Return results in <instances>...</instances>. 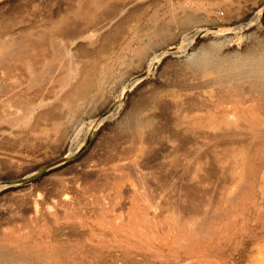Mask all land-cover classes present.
I'll return each instance as SVG.
<instances>
[{
	"label": "rangeland",
	"instance_id": "obj_1",
	"mask_svg": "<svg viewBox=\"0 0 264 264\" xmlns=\"http://www.w3.org/2000/svg\"><path fill=\"white\" fill-rule=\"evenodd\" d=\"M2 51L0 104L52 103L0 123V248L27 249L6 264H264V80L226 68L264 53V0H0Z\"/></svg>",
	"mask_w": 264,
	"mask_h": 264
},
{
	"label": "bare ground",
	"instance_id": "obj_2",
	"mask_svg": "<svg viewBox=\"0 0 264 264\" xmlns=\"http://www.w3.org/2000/svg\"><path fill=\"white\" fill-rule=\"evenodd\" d=\"M101 5H103V4H101ZM110 8H111V6H110ZM113 9V8H112ZM115 9V8H114ZM118 9V8H117ZM108 10V9H107ZM89 11V10H88ZM112 11V10H111ZM115 11V10H114ZM90 12V11H89ZM92 12V11H91ZM113 13V12H112ZM80 14V13H79ZM85 14V13H84ZM86 15V14H85ZM87 15H89V14H87ZM97 15V14H96ZM105 15V14H104ZM114 15V17H115V14H113ZM79 16V15H78ZM99 17V16H98ZM108 19H112V18H108ZM107 20V19H106ZM109 20V21H110ZM88 21V20H87ZM98 22V21H97ZM100 22V21H99ZM84 23V22H83ZM105 23H107V21L105 22ZM102 25H104V24H102ZM96 27H98V26H96ZM95 27V28H96ZM104 27V26H103ZM64 28V27H63ZM67 28V27H66ZM94 28V29H95ZM42 29V28H41ZM101 29H103V28H101ZM98 30V29H97ZM61 31V30H60ZM63 31V30H62ZM95 31L93 30V33H94ZM60 33V32H59ZM96 33V32H95ZM100 33V32H99ZM92 34V33H91ZM96 34H98V33H96ZM66 35V34H65ZM95 35V34H94ZM40 36V35H39ZM69 37V36H68ZM95 37V36H94ZM94 37L92 38V40L94 39ZM34 38V37H33ZM39 38H42V37H39ZM60 38V37H59ZM82 38V37H81ZM87 37L85 36L83 39L85 40ZM10 39V38H9ZM36 39V38H35ZM44 39V38H43ZM58 39V38H57ZM74 39V38H73ZM96 39V38H95ZM36 40H38L39 41V39H38V37H37V39ZM63 40V39H62ZM7 41V40H6ZM6 41H4V43L6 42ZM14 41V40H13ZM8 42H10L11 43V40H9ZM71 42V41H70ZM69 42V43H70ZM9 43V44H10ZM50 43H52V42H50ZM8 43L6 44V45H9ZM12 44V43H11ZM22 44V43H21ZM29 44V43H28ZM70 44H72V43H70ZM87 44H91V41L90 40H88L87 41ZM14 44H12V46H13ZM58 45V44H57ZM62 45V44H61ZM11 45H9V47H7L8 49L9 48H12V50L11 51H13V49H15V48H17V47H15V48H13L12 46L10 47ZM16 46V45H15ZM53 46V45H52ZM56 46V45H55ZM71 46V45H70ZM69 45L67 46V48H69L70 47ZM30 47V46H29ZM54 47V46H53ZM64 47V46H63ZM4 48H6V47H4ZM3 48V51L6 53V52H9V51H7V49H4ZM33 48V47H32ZM45 48V47H44ZM44 48H41V49H44ZM66 48V47H65ZM65 48H63V50H65L64 52H63V50L61 51V52H63L64 53V56H65V53L68 51L67 50V48L65 49ZM18 49V48H17ZM40 49V52L42 53V51L43 50H41ZM27 50V49H26ZM56 50H59V49H56ZM61 50V49H60ZM60 50H59V53H61L60 52ZM70 50V49H69ZM2 51V52H3ZM0 53V56H1V54L2 55H4L5 53ZM15 52V51H14ZM22 52V51H21ZM20 52V53H21ZM43 52H45V51H43ZM47 52V51H46ZM58 52V51H57ZM13 53V52H12ZM12 53H11V55H12ZM48 53V52H47ZM59 53H57L59 56H62L63 57V55H60ZM62 53V54H63ZM28 54V53H27ZM36 54V53H35ZM87 54V53H86ZM10 55V56H11ZM18 55V54H17ZM20 55V54H19ZM24 55V54H23ZM42 55H44V54H42ZM52 55V54H51ZM67 55V54H66ZM6 56H9V54L7 55V53H6ZM3 57H5V55L3 56ZM3 57L1 56V58L3 59ZM14 57V56H13ZM16 58H19V57H17V56H15ZM36 57V56H35ZM45 57V56H44ZM55 57V56H54ZM68 57H70V56H68ZM153 57V56H152ZM151 57V58H152ZM22 58H24V57H22ZM55 58H57V57H55ZM58 58H60L61 59V57H58ZM57 58V59H58ZM154 58V57H153ZM8 59V58H7ZM45 59H46V57H45ZM48 59V58H47ZM47 59L45 60L46 62H47ZM64 59H65V57H64ZM68 59H70V58H68ZM12 60V59H11ZM63 60V59H62ZM153 59H149L148 60V63L150 64L151 63V61H152ZM26 61V60H25ZM28 61V60H27ZM26 61V64H28V62ZM35 61V60H34ZM45 61H43L42 63H44ZM68 61V60H67ZM1 62V61H0ZM57 62V61H56ZM58 62H59V60H58ZM63 62V61H62ZM154 62V61H153ZM192 62L193 63H195V64H201V65H208V64H214L216 67H218V68H221V67H224L225 68V63H220L219 61H214V60H209V61H204V60H202L200 57H194L193 59H192ZM45 64V63H44ZM44 64H43V66H44ZM48 64V63H47ZM59 64H61V63H59ZM58 64V65H59ZM66 64H67V62H66ZM72 64V63H71ZM1 65V64H0ZM4 65H5V63H4ZM6 65H7V63H6ZM25 65V63H23V65L22 66H24ZM28 65H30V64H28ZM28 65H26L27 67H28ZM40 65H42V64H40ZM46 65V64H45ZM57 65V64H56ZM64 65V64H63ZM60 66V65H59ZM74 66V65H73ZM25 67V66H24ZM27 67H25L26 69H28V70H30L29 68H31L32 69V66L30 67L29 66V68H27ZM39 67V66H38ZM37 67V68H38ZM54 67V66H53ZM58 67V66H57ZM91 67H92V65H91ZM33 68L35 69L36 67L33 65ZM43 68V67H42ZM226 68L228 69V71H229V76L230 77H236V76H239V75H241V76H250V77H252V78H254V79H256V80H264V53H261V54H258V55H253V56H249V57H245V58H240V57H238V58H232L231 60H229L228 62H226ZM11 69V68H10ZM33 69V70H34ZM48 69V68H47ZM57 69V68H56ZM65 69V68H64ZM67 69V68H66ZM9 70V69H8ZM27 70V71H28ZM37 70V69H36ZM44 70V72L43 73H45L46 71H45V69H43ZM50 70H51V68H50ZM78 69H76V71H77ZM88 70V69H87ZM10 71V70H9ZM32 71V70H31ZM31 71H29V73L27 72V74H26V76H28V79L27 80H29V79H31V77H32V75L30 76V72ZM35 71V70H34ZM33 71V72H34ZM54 71V70H53ZM75 71V69H74V72L72 71L71 72V70L70 71H68V72H66L65 74H64V82H63V86L64 87H67V90H66V92H65V95H64V97H65V101H67L68 102V100H72L74 97V95H76V97L75 98H77V96H82V94H83V90L86 88V86H88V82L89 81H87L88 79H87V77H82V78H80V76L77 78V76H78V73L77 72H79V70L76 72ZM35 73V72H34ZM34 73H32L31 72V74H33L34 75ZM47 73V72H46ZM55 73V72H54ZM90 72H88V74H89ZM40 75V74H39ZM49 75V74H48ZM114 75V74H113ZM9 76H11V75H9ZM12 76H13V74H12ZM15 76V75H14ZM21 76V75H20ZM24 76V75H23ZM29 76H30V78H29ZM38 75H35V76H33V77H37ZM44 76V75H43ZM111 76H112V74H111ZM22 77V76H21ZM32 77V78H33ZM40 78V77H39ZM39 78L37 79V80H39ZM23 80V79H22ZM35 81H36V79H34ZM34 80H30V81H33V82H35ZM40 80H41V78H40ZM39 80V81H40ZM46 80V79H45ZM112 80H113V78H112ZM18 81V80H17ZM100 81H101V79H100ZM99 81V82H100ZM21 81H19V83H20ZM38 82V81H37ZM37 82H35L36 84H37ZM46 82V81H45ZM52 82V81H51ZM51 82H50V84H51ZM111 78H109V80L107 79V78H105V79H103L100 83H99V85H98V88H99V90L100 91H106V90H108L109 88H110V85H111ZM23 84H24V86H26V84L27 83H24V82H22ZM29 83V82H28ZM15 83H13V85H14ZM17 84V83H16ZM23 84H21V86H20V84H19V88L21 89V87H23L22 85ZM30 84V83H29ZM38 84H39V82H38ZM53 84V83H52ZM31 85V84H30ZM29 85V86H30ZM40 85V84H39ZM28 86V84H27V86L26 87H28V88H30V89H32L33 87H34V84H33V86H30L29 87ZM36 86V85H35ZM48 86V85H47ZM38 87V86H37ZM11 88H13V87H11ZM10 88V89H11ZM46 88V87H45ZM27 89V88H26ZM29 89V90H30ZM52 90V89H51ZM21 91V90H20ZM19 90L17 91V92H20ZM45 92L44 93H46L47 91H46V89L44 90ZM10 92V91H9ZM22 92H23V90H22ZM27 92H28V89H27ZM24 93V92H23ZM10 94V93H9ZM9 94H7V95H9ZM12 94V93H11ZM26 94V93H25ZM43 94V92L41 93V96L39 97V99L38 100H36V98L35 97H33V95H32V97H33V100H31V99H29V97H28V99L26 98V100L23 98V100L21 101H19V100H17V102L19 103V104H17V102H15L14 101V103H16L15 104V106L13 105V104H10V107H6L7 106V104H0V123H7V124H9L10 125V127H11V130H18V132L20 131V130H22V129H27V128H31V129H33V128H35L38 124H40L41 122H42V119H43V114H42V112L43 111H41V109H42V107L44 108L45 107V105H50V104H52V103H50V102H47V101H45L44 100V96L42 95ZM13 95V94H12ZM19 95V94H18ZM22 96V95H21ZM29 96V95H28ZM38 96V95H37ZM5 97V96H4ZM3 97V98H4ZM14 97V96H13ZM18 97V96H17ZM31 97V98H32ZM40 98L42 99V101H43V103L42 102H40ZM17 99V98H16ZM19 99V98H18ZM8 100V99H7ZM1 101V100H0ZM10 102L12 101L11 100V98H10V100H9ZM2 102V101H1ZM4 102V101H3ZM5 103V102H4ZM8 103V102H7ZM48 103H50V104H48ZM13 105V108L11 107ZM5 106V107H4ZM51 108H54V107H51ZM50 108V109H51ZM56 108V107H55ZM47 109V108H46ZM49 109V110H50ZM60 110V109H59ZM46 111V110H45ZM48 111V110H47ZM49 112V111H48ZM52 112H53V110H52ZM55 113H57V111L56 112H54V113H52V115L51 116H53V114H55ZM51 114V113H50ZM49 114V115H50ZM56 115V114H55ZM55 115H54V117H55ZM58 115V114H57ZM56 115V116H57ZM49 117V116H48ZM54 117H53V119H54ZM57 117H59V116H57ZM47 118V117H46ZM45 118V119H46ZM52 118V117H51ZM45 122H47L48 123V120L46 121L45 120ZM43 123V122H42ZM47 123H44V124H46L47 125ZM0 125H2V124H0ZM8 125V126H9ZM41 126H42V124H40ZM45 125V126H46ZM50 125V124H49ZM43 127V126H42ZM9 128V127H8ZM44 128V127H43ZM45 128H47V127H45ZM10 129V128H9ZM37 129H39V128H37ZM37 130H35L34 132H36ZM15 132V131H14ZM33 131H32V133H34ZM24 134H25V132H23ZM36 133H38V131L36 132ZM18 134V133H17ZM20 136V135H19ZM23 136H25V135H23ZM17 137V136H16ZM46 138H48V136L46 137ZM1 139V138H0ZM169 145V144H168ZM195 146V145H194ZM197 146H199V145H197ZM196 148V147H195ZM261 151H262V149H260ZM263 152V151H262ZM262 154V153H261ZM257 155H258V153H257ZM260 201V200H259ZM239 215H241V214H239ZM249 215V214H248ZM244 217V216H243ZM245 220V219H244ZM230 221V220H229ZM246 221V220H245ZM200 222V221H199ZM199 222H198V220H197V223L199 224ZM237 222V221H236ZM235 223V222H234ZM242 223V222H241ZM241 223H240V225H241ZM246 223V222H245ZM196 224V223H195ZM203 224V223H202ZM193 225H194V223H193ZM197 225V224H196ZM195 225V226H196ZM225 225V224H224ZM230 225V224H229ZM239 225V226H240ZM244 225V224H243ZM245 226V225H244ZM243 226V227H244ZM226 227V226H225ZM228 227V226H227ZM247 227V226H246ZM230 228V227H229ZM241 228V227H240ZM210 229V228H209ZM212 229V228H211ZM231 229V228H230ZM236 229V228H235ZM191 230V229H190ZM216 230V229H215ZM212 231V230H211ZM224 232V231H223ZM226 232V231H225ZM224 232V233H225ZM188 233H190V231H188ZM223 233V234H224ZM230 233V232H229ZM232 233V232H231ZM192 235H193V233H191ZM220 234V233H219ZM222 234V233H221ZM220 234V235H221ZM5 235V234H4ZM231 235H233V234H231ZM7 236H9V235H7ZM17 239V238H16ZM15 239V240H16ZM10 240H11V243H13L14 245L13 246H15L14 247V250L13 251H11L10 249H8V247H9V245L11 244V243H9V245H3V246H1L2 248H3V250H1L2 248H0V264H6L8 261H12V260H16V259H19L21 256H23L24 254H25V252H26V250L25 251H23L22 250V248L20 247V246H17V243L18 242H14V240H13V237L12 238H10ZM17 241V240H16ZM12 245V244H11ZM53 248H54V246H53ZM56 248V247H55ZM23 249H24V247H23ZM10 252H9V251ZM30 250V249H29ZM56 250V249H55ZM54 249L52 250V246L49 248V249H44V250H41L40 251V253L38 254V256H37V261H36V263L38 262V264H55V262L53 263V256L52 255H54V251H55ZM58 250V249H57ZM151 250V249H150ZM149 251V250H148ZM205 252V251H204ZM57 259H58V257H56ZM2 259H4V260H2ZM31 261V260H30ZM60 261V260H59ZM58 260H57V262H59ZM19 262H21V261H19ZM19 262L17 263V264H19ZM22 263V262H21ZM20 263V264H21ZM24 263V262H23ZM22 263V264H23Z\"/></svg>",
	"mask_w": 264,
	"mask_h": 264
}]
</instances>
